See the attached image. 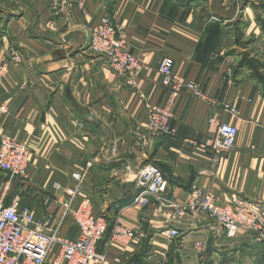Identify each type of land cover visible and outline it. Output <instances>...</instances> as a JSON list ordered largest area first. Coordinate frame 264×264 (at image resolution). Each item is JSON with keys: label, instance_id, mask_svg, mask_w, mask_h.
<instances>
[{"label": "crops", "instance_id": "1", "mask_svg": "<svg viewBox=\"0 0 264 264\" xmlns=\"http://www.w3.org/2000/svg\"><path fill=\"white\" fill-rule=\"evenodd\" d=\"M49 2L0 0V63L15 53L20 57L7 62L0 79V105L6 108L2 132L27 144L22 187L37 195L29 205L38 218L53 212L57 204L44 203L41 197H63L71 174L90 163L80 196L110 223L97 243V251L106 253L110 264H127L148 231L149 242L162 237L164 243L168 225L182 232L185 260H193L189 250L194 240L203 238V230L186 224L189 210L176 219L155 198L146 206H133L134 170L156 164L169 182L166 196L177 202H185L196 186L220 200L238 194L264 204L262 85L245 67L227 78L233 57H215L222 49L226 55L235 49L247 51L242 41L248 38L254 45L263 42L257 18L264 0H68L66 6ZM78 2L84 4L83 11L74 8ZM102 18L122 28L143 65L135 87L88 50L90 28ZM71 31L76 41H64ZM256 47L253 52L261 51L262 46ZM165 57L173 59L174 72L198 84L200 94L183 88L172 107L174 134L153 137L146 129V107L163 105L168 96L157 71ZM221 121L235 125L238 135L233 149L212 163L209 143ZM55 182L60 190L52 187ZM115 219L136 227L137 234L146 228L145 236L137 235L125 248L109 244ZM61 233L73 238L77 228L68 223ZM161 242L157 247L164 245ZM153 252L152 242L147 264Z\"/></svg>", "mask_w": 264, "mask_h": 264}, {"label": "built area", "instance_id": "2", "mask_svg": "<svg viewBox=\"0 0 264 264\" xmlns=\"http://www.w3.org/2000/svg\"><path fill=\"white\" fill-rule=\"evenodd\" d=\"M88 50L107 64L127 85L136 86L143 65L131 51L120 26L108 18H102L90 28ZM19 59L14 54L2 61L0 79L7 72V62H17ZM173 64L172 58L165 57L157 66L160 84L167 88L168 96L163 105L146 107V129L153 137L174 134L171 126L172 107L183 88L200 94L198 84L174 72ZM225 108L231 114L235 113V109L228 104ZM5 112L6 108L0 105V170L5 171L8 179L12 180L26 177L29 150L25 142L2 132V115ZM237 135L238 129L232 123H217L215 136L209 143L212 163L219 162L225 153L233 149ZM90 165L71 174V184L65 189L63 197L44 199V203L51 200L58 207L43 218H38L36 210L18 195L5 198V194H2L0 264H109L105 253L97 251V243L107 228V219L103 214H94L92 203L80 196ZM134 181L137 193L131 203L133 206L143 207L151 198H155L162 207L170 208L176 219L187 209L193 222H202L209 217L225 230L227 236H234L243 229L264 238V205L259 201L233 195L222 202L216 200L210 191L196 186L192 187L185 202L171 200L166 196L168 180L153 163L138 166L134 170ZM52 187L55 190L61 189L57 182ZM68 223L77 228V235L73 238L61 233V228ZM177 233L176 228H170L167 237L171 239ZM136 234L135 229L114 221L110 239L127 243Z\"/></svg>", "mask_w": 264, "mask_h": 264}, {"label": "rangeland", "instance_id": "3", "mask_svg": "<svg viewBox=\"0 0 264 264\" xmlns=\"http://www.w3.org/2000/svg\"><path fill=\"white\" fill-rule=\"evenodd\" d=\"M58 1L62 5L66 6L68 0H58ZM49 3L52 4L53 0H50ZM262 6L263 4H260L259 7L260 11L258 12V18H257L259 24L258 23L257 24L259 25V28L262 31H264V17H263L264 9L262 8ZM74 8L83 11L84 4L78 2L76 5L75 3ZM66 27L67 26H64V28ZM253 41L254 39L249 40V38L242 41L244 47H247V51L245 52L238 51L235 49L234 51H230L231 53L228 52L226 55L225 49H222L220 52L221 54L218 53L215 57L222 60H224L225 57H227V60H229L230 57H233L231 61L229 60L230 64L227 66L225 70V76L231 79L235 74H238L245 67L248 76L250 78L256 79L258 82L261 83L262 85L261 88L264 94V39L263 42L259 41L256 45L253 44ZM256 46L258 47L262 46V48H260L261 51L255 50V52H253L254 51L253 48L258 49ZM235 48H237V46ZM250 52H253V54H250ZM12 55H10L9 57H11ZM233 68H235V70ZM24 179L25 177H16L13 178L12 180H9L7 173L5 171L0 170V197L2 196V194H5V198H8L9 196H13V195H18L23 202L34 205L37 195L34 194L33 192H29V191L27 192L26 189L22 187ZM13 182H15L16 184L13 185L14 184ZM20 186L22 188H19ZM234 196L248 200L247 198L238 194H235ZM214 198L222 202L227 201L229 199L228 198L227 200H220L216 196H214ZM41 199L44 201L45 197L42 196ZM251 201H258V200H251ZM182 216L183 214L181 215V217ZM190 218L191 220H186V224H192L194 227H197V229L201 228L203 230L202 231L203 238L200 237L194 240L192 243L193 249L189 250L194 255L193 260H190L188 258L187 260H185L186 259L185 254L187 252H185L183 248L181 249L182 232L175 227L178 230L177 235H175V237L171 239L167 238L168 241L164 240L165 241L164 243L160 241V238L162 237H157L158 239L156 240L153 239L151 242H149L148 239L149 237L152 236V232L148 231L149 233L146 238L147 240L140 239L138 241L139 243L138 249L136 250L135 253L130 255L125 260V262L127 264H147V261L145 260L146 252L150 250L153 242L154 252H153V258L151 264H264V238H261L257 235L254 236L253 233H250L243 229L239 230L234 236H227L225 230L219 227L213 220L209 219V217L203 220L202 222H196V223L193 222L191 215ZM117 222L120 223L119 221ZM113 223L111 225H113ZM109 224L110 223L107 221V228L109 227ZM122 225L133 229L136 228L134 226H128L125 224ZM169 228H173V227H169V225L165 227L166 229L165 231H167V233H165V236H167ZM111 230H112V226H111ZM143 231L145 232L146 228H143ZM141 232L142 231H138L139 234H136L135 237L137 235L140 237H144L146 233L144 234V232L142 233ZM107 241L109 244L113 246H118L123 248H125V246H128L131 243L130 242L126 244V243H120L118 241H112L110 237L109 239H107ZM160 242L164 245L162 247H157Z\"/></svg>", "mask_w": 264, "mask_h": 264}, {"label": "water", "instance_id": "4", "mask_svg": "<svg viewBox=\"0 0 264 264\" xmlns=\"http://www.w3.org/2000/svg\"><path fill=\"white\" fill-rule=\"evenodd\" d=\"M64 41H68V40H73L74 42L76 41V32L71 31L68 32L64 37H63Z\"/></svg>", "mask_w": 264, "mask_h": 264}]
</instances>
